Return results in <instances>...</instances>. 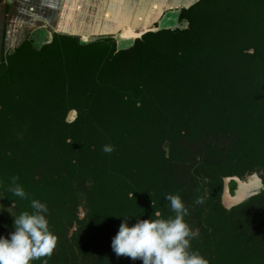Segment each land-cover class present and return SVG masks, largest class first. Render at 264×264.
I'll list each match as a JSON object with an SVG mask.
<instances>
[{
    "label": "trees",
    "instance_id": "trees-1",
    "mask_svg": "<svg viewBox=\"0 0 264 264\" xmlns=\"http://www.w3.org/2000/svg\"><path fill=\"white\" fill-rule=\"evenodd\" d=\"M174 12L178 26L151 31L122 48L110 38L100 45L73 39L77 45L65 53L57 41L41 47L26 41L9 55L8 64H0V113H5L6 119L0 120V144L28 139L23 127L28 121L22 118L33 110L29 106L47 108L44 121L50 120L48 134L56 136L57 126L64 124L67 128L61 141L71 147L80 144L82 138L105 134L99 127L104 111L123 110L125 117L116 125L120 127L115 133L117 144L146 142L157 133V122V129L164 134L161 142L166 138L183 144L187 138L197 144L210 139L205 148L206 165L215 175V183L224 176L241 177L264 170V0H198ZM71 56L74 64H68ZM79 75L80 103L70 101L61 110V101L47 95L44 107L41 86H47V93L48 87L57 93L64 89L61 83L68 80L73 86ZM33 87L37 89L33 91ZM15 104H19L20 112L12 121ZM71 107L82 112L72 121L66 115ZM172 124L176 128L172 129ZM83 141L95 144V139ZM53 156L47 159V181L70 188L76 174L70 167L80 160L73 156L62 166L63 162H52ZM160 157L165 161L163 154ZM88 179L95 188L97 180L90 175ZM230 181L233 188L237 186L236 179ZM187 199L185 196L183 200L186 205ZM162 207L166 214L169 207ZM222 209L221 214L212 216L215 226L219 220L226 221V210ZM115 229L117 234L119 228ZM243 239L238 238L232 246L233 238L226 233L220 240L223 243L213 246V252L221 249L222 253H233L240 264H264V246ZM214 253L208 258L215 263ZM119 260L105 264H123ZM130 264L143 262L137 259Z\"/></svg>",
    "mask_w": 264,
    "mask_h": 264
},
{
    "label": "rangeland",
    "instance_id": "rangeland-1",
    "mask_svg": "<svg viewBox=\"0 0 264 264\" xmlns=\"http://www.w3.org/2000/svg\"><path fill=\"white\" fill-rule=\"evenodd\" d=\"M166 1L167 4L162 3L164 6L161 5L153 10V16L158 15V17L146 20V24H142V22L136 24L133 27L135 32H140L143 28L150 29L144 34L146 35L160 28L178 26V17L174 11L180 6H188L192 1L198 0H180L182 1L180 4L179 2L170 4V0ZM23 16V20H27V27L32 24L36 25L37 28L18 27V24H11L12 22H9V25L7 24L5 35L8 37L6 46L9 49L4 47L3 54V61L7 64L9 63V55L13 53L12 50L9 51L12 43L9 38L10 34L17 35L18 33L21 35L20 45L14 44V46H18L17 48L21 47L25 39L32 40L31 42L34 43L35 47H41L47 42L57 41L60 49L65 53L69 51L70 47L72 49L71 45H77V42H73V39H77L79 42L86 40L100 45L110 38L117 41L118 47L122 48L130 45L135 39L144 36L136 37L133 32V35L130 34L131 32L127 34L130 31L129 28L122 29L120 24L111 22L103 25L102 20H99V22L94 20L81 21L73 26L78 30L77 32L73 30L60 32L56 28L55 31L54 24L51 26V24L48 25V23L36 19L33 22L32 19L26 17L27 14ZM122 23L125 25L126 21ZM128 23L131 24V22ZM112 28L113 30H110ZM161 47L163 48V46ZM1 51L2 48L0 49V64H2ZM250 51L254 52V49ZM64 56L67 58L66 54H63ZM72 57H70L68 64H74L73 59L75 58ZM65 61L64 59L63 62ZM81 82L82 77L79 75L74 80L73 86L68 80L61 83L64 89L58 91L60 93L52 91V87H48L50 93H47V86H41L39 90L45 97L44 107H47V95L57 97L61 101L58 106L61 110H65L66 103L70 101L80 103L82 100ZM0 83H2L1 80ZM35 89L37 88L33 87V91ZM29 108H33V110L24 113L25 117L22 118L23 121H28L23 126L27 130L28 136L26 138L28 139L26 141H24L25 139L16 141L14 144H0V162L6 161L10 164L8 172L19 177L18 182L28 189L30 195L28 199L19 201V210H16V214L31 210L29 207L30 200L34 198V193L37 196H47L48 201H51L58 188H65L64 185L55 186L46 180L39 183L31 181L34 171L39 177H42L43 174H49L47 168L50 161H47V159L51 155H54L52 162H63L62 166H66L68 159L75 156L80 160L78 161L80 163L75 164L70 169L79 173L84 179L77 186V188L82 189L76 193L77 201L71 202L70 200L69 207H64L66 211H69L62 214L67 224L62 231V240L66 241L64 248L72 253L71 256H76V258H68L65 251H62L59 254L60 257L53 258L52 255L47 257V264H105L111 259L114 261L120 259L119 261L123 264H130L133 261L131 258L117 256L112 249L111 238L113 233L116 234L115 228H119L124 220L123 216L127 215H136L128 218L130 224L136 223L138 219L150 218L152 216L151 210L159 209L165 217L174 215L170 209L169 201L165 197L168 194L177 193L179 195L182 193V200L185 199V196L188 198L186 206L190 209V215L186 217V220L192 228L199 230V235L191 240V250L199 251L208 259L209 264H240L233 253L225 254L222 253L221 249H217L215 253L213 252V246L218 245L217 247H219L223 243L220 240L224 238L226 233L233 238L231 240L232 246L237 243L238 238L243 239V237L246 243L254 242L257 245L264 246V189L258 190L250 196L242 197L237 193V186L233 188L231 181L225 176L222 181L215 183V175L211 173L206 165L205 148L207 141L210 140L209 138L197 142V144L187 138H183V144L166 138L161 142L164 134L160 132L161 129H157L158 123L156 122L157 133L153 132L155 135L152 134V138H149L146 142L117 144L115 133L118 134L120 127L116 125L123 119L122 116L125 117V114L123 110L121 112L110 111V113L104 111V116H100L101 119L99 118L101 122L99 127L100 131L105 132V134L82 138L80 144H73L71 147L61 141L63 131L67 128L64 124L59 123L56 136L47 133L50 127V120L45 118L44 121L47 108L37 109L36 106H29ZM11 110H16L12 119V121H15L20 112L19 104H15ZM72 110H76V112L72 113ZM66 111L67 120L70 121L82 114L74 107ZM3 115L5 113H0V120L6 121ZM36 117L37 120H35ZM42 117L43 119H41ZM161 125L162 122L159 123L160 127ZM15 126L20 129L19 124ZM171 128H176V124H172ZM92 139H95V144L83 141ZM49 141L52 144H42ZM167 142L169 143L166 144ZM105 145L114 146V151L105 153L103 151ZM10 151L12 155H10ZM160 154H163L165 161L160 157ZM76 158L75 161L77 162ZM255 172L264 174L262 169H256ZM250 173L241 176V178L245 181L248 180ZM89 175L97 180L95 188H92V181L88 179ZM10 178L3 180V182L10 183ZM228 182L229 190L227 187ZM173 186L178 187L179 191L177 192L178 189L173 191ZM75 190L76 188L71 189L73 193ZM129 192H134V196L137 195V197L129 199ZM229 193L230 195H227ZM60 197L63 198V193ZM201 197L204 199V203L196 204L195 201ZM2 200L0 196V203ZM154 201L156 209L154 208ZM188 202H190V205H188ZM162 204L169 207L166 214ZM223 207L226 210V221L220 222L219 220V223L215 226L216 223H213L212 216L221 214V211L224 210ZM53 217V220L59 221L56 215H53ZM8 222L14 228V217ZM5 225L8 224L2 223L0 227V236L7 235L4 231L7 227ZM253 235L255 236L254 239H250V236ZM213 253L215 254V263L212 259H209ZM40 264H43V262Z\"/></svg>",
    "mask_w": 264,
    "mask_h": 264
},
{
    "label": "clouds",
    "instance_id": "clouds-1",
    "mask_svg": "<svg viewBox=\"0 0 264 264\" xmlns=\"http://www.w3.org/2000/svg\"><path fill=\"white\" fill-rule=\"evenodd\" d=\"M103 151L111 153L114 146L105 145ZM18 181V176L11 177L6 189L18 199L10 197L13 205L7 211L14 217L15 230L0 236V264H34L42 257H50L57 246L46 202L33 198L30 200V211L16 214L19 200L29 198ZM128 195L129 198L135 197L134 192ZM165 198L174 215L164 217L161 211L155 210L150 218L138 219L134 224H130L128 218L136 215L123 216L124 220L112 239L113 251L117 256H127L133 261L140 259L143 264H209L199 251L191 250V240L199 235V230L192 228L186 220L190 209L179 194H168ZM195 203L202 204L204 199L201 197ZM43 264L47 261L44 260Z\"/></svg>",
    "mask_w": 264,
    "mask_h": 264
},
{
    "label": "crops",
    "instance_id": "crops-1",
    "mask_svg": "<svg viewBox=\"0 0 264 264\" xmlns=\"http://www.w3.org/2000/svg\"><path fill=\"white\" fill-rule=\"evenodd\" d=\"M170 4H179L180 0H170ZM167 4L166 0H0V49L5 41H8L5 32L7 24H18V27H27L26 19L23 15L27 14L28 19L40 20L54 24L60 32L64 30H73L77 32L73 26L81 21L102 20L103 25L107 23L120 24L122 29H133L136 24H146V20L155 19L158 15L153 16L154 9L163 4ZM164 6V5H163ZM21 14V15H20ZM17 17H20L19 19ZM123 21H126L123 25ZM131 22L129 24L128 22ZM144 21V22H143ZM34 22V21H33ZM40 23V22H39ZM41 25V24H38ZM35 29L36 25L27 27ZM55 29V31H56ZM78 29V28H77ZM87 30V29H86ZM110 30H113L110 29ZM109 30V31H110ZM16 33V32H15ZM10 34V48L20 42L21 35L17 33ZM20 36V37H19ZM6 37V40H5ZM20 45V44H19ZM16 46V45H15ZM14 46V47H15ZM7 47V46H6ZM6 49H9L7 47ZM2 52V51H1Z\"/></svg>",
    "mask_w": 264,
    "mask_h": 264
},
{
    "label": "flooded vegetation",
    "instance_id": "flooded-vegetation-1",
    "mask_svg": "<svg viewBox=\"0 0 264 264\" xmlns=\"http://www.w3.org/2000/svg\"><path fill=\"white\" fill-rule=\"evenodd\" d=\"M64 34H67V33H64ZM25 41H28V40L25 39L24 42H23V44L25 43ZM23 44L21 45V47L23 46ZM18 46L10 48L9 51L12 50V52H14L15 50L18 49L17 48ZM4 47H6L5 46V41H3V43H2V52H1L2 53V60H1V63L3 62V59H4V55H3L4 54V50H5ZM9 51H8V53H9ZM9 153H10V155H12V152L11 151ZM74 161H75V159H74ZM6 164H7L6 161L0 162V191H1V195L0 196L3 199L1 201V203H0V206H1L0 207V210H3V207L5 206V209L2 212H0V227L2 226V223H4V224L7 223L8 225H5V227L6 226L7 227L4 229V231L7 233V235H9L15 229L13 227H11L10 223L8 222L9 220H12L13 215L9 211H7V207L13 205V201L11 200V198H13V199H18V198L12 197L11 193H9L6 190L7 189V185L9 183L8 182H3V180H7L8 178H10L13 175H15V174H11L10 172H8L9 167H5ZM35 173L36 172L34 171V173L32 175V178H31V181L32 182L39 183V182H42L43 180H46V181L48 180L49 181V175H44L43 174L42 177H39ZM72 177H73L72 178L73 181L71 182L72 184H71L70 188H67L66 187L64 189H60V191L58 190L57 192H55V196L51 199V201H48L47 196H43L42 197V196H39L38 195L35 198V199L41 200L42 202H46L47 205H48V207H49V209H50V214H49V217H48L49 218V221H50V228L55 233V235L57 236V246L54 249V251L52 253V256H51L53 258L60 257L59 254H61L62 251H65V254H67L68 258H71V259L72 258H76V256H71L72 253H69V251L66 248H64L66 241H63L62 240V231L65 228V226L67 225L66 222H65V220H64V215H62V214L63 213H67L69 211V210L66 211L64 209V207H69L70 200H71V202L77 201L76 200V193L82 190L81 188H77V186L79 185V183L81 182V180H83V177H81L79 173H76ZM75 188H76V190L73 193V191H71V189H75ZM62 193H63V198L60 197V195ZM91 204H92V201H91ZM92 208H93V204H92ZM92 208L90 207L91 210H92ZM18 210H19V204H18L17 211ZM80 210L82 211V209H80ZM71 211L73 212V210H71ZM58 212H59V214H57ZM53 215H56L57 216V218L59 219L60 223H59V221H56L55 219L54 220L52 219V218H54ZM72 247L74 248L73 245H72ZM44 260L47 261V257H42L39 261H37V262L35 261L34 264H40ZM73 260H75V259H73Z\"/></svg>",
    "mask_w": 264,
    "mask_h": 264
},
{
    "label": "water",
    "instance_id": "water-1",
    "mask_svg": "<svg viewBox=\"0 0 264 264\" xmlns=\"http://www.w3.org/2000/svg\"><path fill=\"white\" fill-rule=\"evenodd\" d=\"M129 30L130 31L127 34H129L131 32L130 34L133 35V33H134L136 35V37H141L150 29L143 28L142 30H140V32H135V30L131 29V28ZM72 111H73L72 113L76 112V110H72ZM263 175L264 174H262L261 172H259V174H258L257 172L253 171L252 173H250V178L246 181L239 176L229 177L227 179H229V181L233 178L236 179L237 188H238L237 193H239L240 196L245 197V196L252 195L253 193L257 192L258 190L264 189V176ZM227 187L229 190V182L227 184ZM227 195H230V193Z\"/></svg>",
    "mask_w": 264,
    "mask_h": 264
}]
</instances>
